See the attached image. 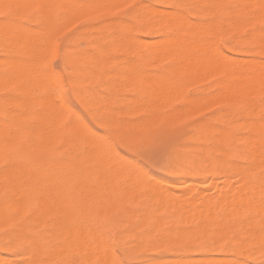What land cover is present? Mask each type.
<instances>
[{"label": "snow or ice", "instance_id": "1", "mask_svg": "<svg viewBox=\"0 0 264 264\" xmlns=\"http://www.w3.org/2000/svg\"><path fill=\"white\" fill-rule=\"evenodd\" d=\"M231 18L246 26H217ZM173 20L194 27L211 55L193 56L171 33L159 43L145 42ZM26 32L39 35L38 53L23 42ZM0 52L48 85L39 99L51 100L49 110L32 120L46 128L51 119L76 160L115 181L114 195L59 209L69 235L50 242L55 218L33 219L43 210L41 157H55L58 149L43 138L25 144L9 107L18 82L6 69L0 252L14 258L0 264H157L153 251H220L230 253L228 264H264V0H178L164 7L135 0H14L0 4ZM113 95L138 102L130 106V118L117 119L123 109L108 108ZM81 106L112 114L89 120ZM221 114L250 116V159L236 165L241 171L229 176L227 193L207 188L209 211L197 224L173 227L161 195L172 189L161 181L179 172L210 179L217 174L211 169H219L218 158L192 138L218 127ZM26 148L37 171L19 183L23 194L17 199L10 195L12 174Z\"/></svg>", "mask_w": 264, "mask_h": 264}, {"label": "rangeland", "instance_id": "2", "mask_svg": "<svg viewBox=\"0 0 264 264\" xmlns=\"http://www.w3.org/2000/svg\"><path fill=\"white\" fill-rule=\"evenodd\" d=\"M1 2H2V0H0ZM4 1V3L5 2H10V0H3ZM12 1V0H11ZM195 1V0H194ZM193 1V2H194ZM240 1V3H241V0H239ZM12 2H14V0L12 1ZM112 2H117V0H112ZM119 2H123V0H118V2L117 3H119ZM128 2H133V0H128ZM144 2L145 3H148V4H150V5H154V6H156V7H164V6H167V5H170V4H173V3H176V2H178V0H171V2H158L157 3V1L156 0H135V3H138V4H144ZM156 2V3H155ZM196 2V1H195ZM234 2H236V0L234 1ZM3 3V2H2ZM2 3H0V4H2ZM238 3V2H237ZM164 4V5H163ZM5 11H6V9H5ZM229 20H233V21H229ZM226 21L227 22H229V23H227V25L225 24L226 23ZM23 23H29L30 21L28 20V19H25L24 21H22ZM170 22H172V21H165L164 22V25H163V27L165 28L166 26H169V24H170ZM231 23V24H230ZM243 23H244V21L242 20V19H240V18H232V19H226V20H224L223 21V23L221 22H218V27H222V28H224L225 30H227V29H231V27L233 26V28L232 29H237V28H239L240 30H243V27L244 26H246V24H244L243 25ZM219 25H221V26H219ZM223 25V26H222ZM232 25V26H231ZM229 26H231L230 28H229ZM157 27H160L159 25L157 26ZM187 28H188V26H187ZM161 29H163V28H161ZM193 29H194V31H195V28L193 27ZM193 31V33H191L192 32V30H188V32L187 33H184V37H185V39H187V41L188 40H193V38H194V42H196V40L198 41V42H196V43H199L200 41H199V36L197 35L196 36V34H197V32L195 31L194 32ZM28 33V34H27ZM182 34L183 33V31L182 30H176L175 31V34L177 35V34ZM196 33V34H195ZM33 34V33H32ZM189 34V35H188ZM29 35H30V37H29ZM34 35H36V34H33L32 36V38H35V39H32L31 38V33L30 32H26L25 33V35H24V39L26 38L25 36H27V38L25 39V40H27V41H23L24 43H26V42H28L29 43V41L31 42V43H29L30 44V49H31V51H34V52H37L38 53V51H39V49L40 48H38L39 46H40V40H39V37H34ZM39 36V35H38ZM194 36V37H193ZM161 37H162V34H161V31L160 32H157L156 34H154V35H152V36H146V37H144V40L145 41H147L146 43H151V44H153V43H159V42H161ZM30 38H31V40H33V42L30 40ZM198 38V39H197ZM29 40V41H28ZM151 40V41H150ZM39 42V43H38ZM33 43V44H32ZM37 44H39V46L37 45ZM32 45V46H31ZM201 46L203 45V44H200ZM200 46V48L199 49H197V47H199V45L197 46V47H195V48H190L189 50H190V52H191V54L193 55L194 53H195V51L197 50V52H196V54H194V56H197V54H198V51L200 50V54H198V55H204L205 54V52H204V50H206V49H208V47H205V49H203V46L201 47ZM206 46V45H205ZM35 48V49H34ZM37 48H38V50H37ZM202 49V50H201ZM209 51V50H208ZM207 51V52H208ZM204 52V53H203ZM203 53V54H202ZM210 53V52H209ZM209 53H206L207 55H211V54H209ZM205 54V55H206ZM3 52H0V57H3ZM238 55H241V56H243V55H246V54H244V53H239ZM0 60L2 61L3 59L2 58H0ZM5 63L7 62L6 60L4 61ZM240 63H244V61H240ZM7 64V63H6ZM9 64H11L10 62H9ZM9 64H8V66H9ZM12 65H14V64H12ZM113 65H115V62H113ZM5 67H3V64H0V85H1V87H0V105H3V103H4V101L2 100L3 99V87H5V68L7 67L6 65H4ZM15 66V65H14ZM20 67V68H18V67ZM2 67V68H1ZM21 67H26V66H23V65H17L16 64V68H15V70L16 71H19V69H21ZM11 70H12V68H10ZM23 69V68H22ZM14 70V71H15ZM24 70H26L25 72H23V70H21L22 72H23V75H24V73H25V75L24 76H20V73H22L21 71L20 72H15L16 74H12V71H10V70H7L8 71V73H9V78L11 79V77L13 78V80H15V81H18V83H17V86L19 85V82H21L20 84L21 85H19V87H17L14 91H13V93H12V95H13V100H11L12 102H10V105H9V107H10V110L12 111V113L14 114V121H15V123L16 124H18V125H20V127H22L21 128V130L22 129H24V130H22V132H23V140H24V142H25V144H28V143H33V144H35V143H38L39 141H40V139L41 138H45L44 140H45V142L46 143H50L51 145H53V146H56L57 147V149H58V151H57V155L55 156V157H52V158H49L46 154L45 155H43L42 157H41V162H40V165H41V167L42 168H46L47 167V165L49 166V170H50V173H45V172H43V176H44V182L45 183H47V186H45V188H43L44 189V197L46 198V196H47V200L45 199V202L46 203H49V204H47V205H49V206H51L50 205V202L52 203V199H48V194L47 193H51V191H52V188H53V190H54V187L52 186V185H49L48 184V180H51V181H55V179H56V181H58V184L57 185H59L58 187H57V191H60V192H58L59 193V195H60V199L62 200H58L59 202L58 203H60V204H58L59 206H61V207H64V205L65 206H69V205H71V203L73 204V203H75V202H77L78 200H81V199H89V200H96V199H98L101 195H103V194H106L103 190L105 189V188H102V187H105V186H107L108 187V189H109V193L107 192V195H114V193L110 190V189H112L113 188V186H114V184H113V182L115 183V181L113 180L114 179V177H112L113 175L112 174H109V176L108 175H104L103 176V174H99V173H97L96 174V172L95 171H92V169H91V166H90V163L88 164V162H84V161H79V160H76V159H74L75 158V156L73 155V147H72V144H70V143H68V142H66V141H63L62 142V140H63V138L56 132V131H54L55 130V125L53 126V121L50 119L49 121H48V125H47V127L46 128H41V126H39V124H36L35 122H33V120H32V117L35 115V114H37L38 112H36V111H43V105H46L45 107H46V110H44V111H47V108H48V106H47V104H48V102L50 103V100L48 101V100H45L46 102H42V101H44V100H40L39 101V97L42 95V94H44L45 92L44 91H46V89H47V86L43 83V82H41V80L39 81H37V79L35 80L34 78H32V85H30V82H31V79H29V78H31V74H27L28 72H27V69L26 68H24ZM27 72V73H26ZM29 75H30V77H29ZM19 76H20V78H19ZM27 76V77H26ZM17 77V78H16ZM25 78V79H24ZM20 80V81H19ZM24 80V81H23ZM27 81V82H26ZM35 81H37L38 82V85H35V84H37V83H34ZM24 82H25V84H28V87L26 88L25 87V85H24ZM39 82L40 83H43L42 85L41 84H39ZM46 83V82H45ZM46 86V87H45ZM83 87H88V85L87 84H85V85H82ZM24 89H23V88ZM38 87H40V88H38ZM45 87V88H44ZM19 88V89H18ZM22 88V89H21ZM31 88V89H30ZM18 89V90H17ZM33 89V90H32ZM27 90V91H26ZM43 90V91H42ZM15 91H18V92H15ZM30 91V92H29ZM32 91L34 92L33 94H32ZM21 93V94H20ZM22 93H23V95H22ZM28 93V94H27ZM30 94V95H29ZM32 94V95H31ZM29 95V96H28ZM26 96V97H25ZM29 98H28V97ZM25 97V99H23V98ZM31 97H32V99H31ZM21 98V99H20ZM17 99V100H16ZM25 100H26V103H25V105H23L24 106V108H23V110L21 111V109H22V107L23 106H21L22 104H24L23 102H25ZM17 101V102H16ZM22 101V102H21ZM36 101V102H35ZM39 101V102H38ZM123 100H121L118 96H115V95H113V96H111L108 100H107V106H108V108H118V109H123V111H119V113H115V116H116V118L117 119H120V118H130L134 113H133V107H134V104L136 105L138 102L136 101V103H135V101H130V103L132 104V105H130V103L129 102H127L126 101V103H128V104H123L124 102H122ZM120 102H122V103H120ZM11 103H12V105H11ZM15 103V104H14ZM17 103V104H16ZM134 103V104H133ZM21 104V105H20ZM118 104V105H117ZM19 105V106H18ZM122 105V106H121ZM123 105H125V106H123ZM128 105V106H127ZM26 106H28V110H29V112L30 113H27L28 112V110L25 108ZM31 106V107H30ZM129 106H133V107H129ZM81 107H83V109H84V112L86 113V116H87V119H89V120H94L95 119V117H96V115H104V116H108V115H111L112 113L111 112H109V111H104V112H88L87 111V106H81ZM21 108V109H20ZM30 108V109H29ZM128 108H129V110H128ZM24 109H26L27 110V112H23V111H26V110H24ZM126 111V112H125ZM19 112H21V113H19ZM118 112V111H117ZM128 112V113H127ZM132 114H131V113ZM17 113V114H16ZM106 113H107V115H106ZM127 113V114H126ZM258 113H259V109H257V115H256V117L255 118H258ZM25 115V116H23V115ZM20 116V117H19ZM23 116V117H22ZM2 117V118H1ZM22 117V118H21ZM239 117H242V118H240L239 119ZM31 118V119H30ZM3 121V116L2 115H0V121ZM0 122L1 124H0V127L2 126V128L0 129V132H1V134H0V139L2 140V141H4V135H2V134H5V131H1V130H5V128H3V127H5V125H2L3 124V122ZM250 121V116L249 115H247V114H245V115H243V116H236V117H228V116H225V115H223V114H221L218 118H217V120H216V123L219 125L218 127H213V128H209V129H206V131L204 130V132H206V133H198L197 135H199L200 136V138H198L199 136H196V138L197 139H194V137L192 138L195 142H199L200 140L201 141H203V143H204V145H205V148H204V152H205V154H208V153H214L215 154V156L218 158V163H219V169L217 170V168L215 167V166H213L212 167V171L213 172H216L217 174L213 177V178H211V179H213L212 181H213V184H212V186L214 185V187H212V191L215 193V192H221V188L219 187V186H221V184H219V181H221V182H223V181H225V180H227L226 179V176H224V174H223V172H225V171H229V176H231L232 175V173L233 172H235L236 171V169H234V167H233V164H235V162H236V164L234 165L235 167H236V165H238L239 163L240 164H242V163H244V161L245 160H248L249 159V157H250V153H251V148H250V146H249V148H248V145L247 146H245L246 145V142H245V140H247L248 141V143L247 144H250V141H251V136L249 135V132L250 131H248V130H250V128H253V125H251V123L249 122ZM227 122V123H226ZM243 122V123H242ZM33 123V124H32ZM223 123H224V125H223ZM237 123V124H236ZM241 124V125H240ZM245 126V129H244V127H243V125ZM246 124H248V125H246ZM22 125V126H21ZM30 125V126H29ZM32 125H36L37 126V129H36V126H33V128H32ZM24 126H26V127H24ZM39 126V127H38ZM54 128H53V127ZM248 126H250V127H248ZM29 127V128H28ZM246 127H248V128H246ZM27 129V130H26ZM219 129H220V132H219ZM29 130V131H28ZM38 130H41V131H38ZM47 130V131H46ZM50 130H52V131H50ZM216 130L218 131V133H216ZM25 131L27 132V133H25ZM248 131V132H247ZM4 132V133H3ZM30 132H31V134H34L33 135V137L34 138H30V136H32L31 134H30ZM34 132V133H33ZM36 132V133H35ZM38 132V133H37ZM40 132V133H39ZM52 132V133H51ZM56 134H55V133ZM247 133H248V136H250V137H248L247 136ZM29 134H30V136H29ZM50 134V135H49ZM52 134V135H51ZM220 134H222V135H220ZM41 135V136H40ZM39 136V137H38ZM43 136H45V137H43ZM49 136V137H48ZM55 136V137H54ZM218 136V137H217ZM27 137V138H26ZM41 137V138H40ZM209 137V138H208ZM219 138V139H216V138ZM38 138H40V139H38ZM55 138V139H54ZM59 138V139H58ZM62 138V139H61ZM206 138H208V139H206ZM235 138V139H234ZM49 139V140H48ZM53 141H52V140ZM234 139V140H233ZM241 139V140H240ZM243 139H245V140H243ZM249 139H250V141H249ZM49 142H48V141ZM219 140H220V142H219ZM67 144H66V143ZM54 143H55V145H54ZM63 143H65L64 145H63ZM213 143V144H212ZM251 145V144H250ZM213 149H214V151H213ZM218 149L220 150V151H218ZM247 149V150H246ZM216 150V151H215ZM226 150V151H225ZM250 150V151H249ZM212 151V152H211ZM224 153H226V154H224ZM216 152V153H215ZM220 152H222L224 155H226V157L225 158H223V155H221L220 154ZM71 154V155H70ZM31 155H32V152H31V149H28V148H26L25 149V151L22 153V159H23V164H22V166L23 167H25L26 169H33V167H30V166H28L29 165V160H30V158H31ZM241 155V156H240ZM247 157H248V159H247ZM221 158V159H220ZM242 158V159H241ZM193 159H196V157H193ZM225 159V160H224ZM47 160V161H46ZM72 160V161H71ZM219 160L221 161V162H219ZM71 161V162H70ZM51 162V163H50ZM75 162L78 164H76V166H74L75 165ZM48 163V164H47ZM60 163V164H59ZM221 163H222V165H221ZM224 163H226L225 165H223ZM230 163H232L231 165L232 166H230ZM55 164V165H54ZM70 164V165H69ZM26 165V166H25ZM51 165V166H50ZM53 165H54V168H53ZM56 165H58V166H56ZM81 166V167H80ZM90 168H89V167ZM29 167V168H28ZM67 167V168H66ZM229 167H233L232 169H230ZM51 168H53V169H51ZM71 170H70V169ZM86 168V169H85ZM87 168H89V169H87ZM58 169L60 170V171H58ZM62 169H63V173H61L62 172ZM237 169H239L238 167H237ZM64 170H66V171H64ZM73 170H75V171H73ZM78 170V171H77ZM231 170H233V172L231 173ZM240 170V169H239ZM238 170V171H239ZM77 171V172H76ZM94 173L93 175H92V172ZM241 171V170H240ZM54 172H56L57 173V178H56V173H54ZM71 174H70V173ZM75 172V173H74ZM87 174H86V173ZM52 173V174H51ZM59 173V174H58ZM60 173H61V176H60ZM66 175H65V174ZM69 173V174H68ZM45 174H46V177H45ZM49 174V175H48ZM51 174V175H50ZM73 174V175H72ZM76 174V175H75ZM55 175V176H54ZM70 175V176H69ZM84 175V176H83ZM97 175V176H96ZM102 175V176H101ZM47 176H49V177H47ZM52 178H51V177ZM60 176V177H59ZM63 176V177H62ZM72 176H74V177H72ZM76 176V177H75ZM82 176V177H81ZM112 178H111V177ZM199 176V177H198ZM84 178L83 180L82 179H79V178ZM90 177V178H89ZM94 177V178H93ZM101 177H103V178H101ZM208 176L207 175H189V174H186V173H184V172H179L178 173V175H172V174H169L168 175V179L167 180H162L161 182H162V184H164V186L167 188V187H169V186H171V189H172V193L174 194L175 192H176V190L178 189V188H180V187H182L183 185V190L184 189H187V188H185L188 184H187V182L188 181H190V182H192L193 183V188L195 187L196 189H198L199 187V185H203V188L202 189H204L206 186L203 184V183H205V180L206 181H208L207 179H209V177L207 178ZM223 177V178H222ZM50 178V179H49ZM55 178V179H54ZM59 178H60V181H59ZM65 178V179H64ZM69 178V180H67ZM73 178H76V179H78V180H76V179H74L73 180ZM110 178V179H109ZM205 178V180H203ZM218 178V179H217ZM227 178H229V177H227ZM71 179V180H70ZM88 179V180H87ZM100 179H104V180H102L103 182L105 181V183H103ZM109 179V180H108ZM211 179H209V180H211ZM215 179V180H214ZM219 180V181H217V180ZM47 180V181H46ZM61 180H65V183H64V181H61ZM85 180V181H84ZM111 180V181H110ZM75 183H74V182ZM80 183H79V182ZM97 181H99V182H97ZM187 181V182H186ZM200 181V182H199ZM202 181H204V182H202ZM214 181H217V184H216V182H214ZM229 181V180H228ZM231 182V184H232V180H230ZM60 182V183H59ZM63 184H65L64 186L63 185H61L62 183ZM70 182V183H69ZM73 182V183H72ZM83 182V183H82ZM107 182V183H106ZM109 182H111L110 184H109ZM164 182H166V184H168V185H166ZM168 182V183H167ZM170 182V183H169ZM173 182H175V186H174V183ZM180 182H183V183H180ZM186 182V183H185ZM197 182V183H196ZM202 182V183H201ZM209 182V181H208ZM208 182L206 183L207 184V187L209 186V184H210V182H209V184H208ZM82 183V184H81ZM102 183V184H101ZM180 183V184H179ZM185 183V184H184ZM189 183V182H188ZM194 183H196L195 185H194ZM215 183V184H214ZM66 184H67V186H66ZM80 184V185H79ZM105 184V186H102V185H104ZM171 184V185H170ZM177 184L180 186H177ZM181 184H183L182 186H181ZM187 184V185H186ZM189 184H191V183H189ZM211 184H210V186H211ZM51 186V188L49 187V186ZM70 185V186H69ZM101 185V186H100ZM109 185H110V187H109ZM186 185V186H185ZM63 186V187H62ZM77 186V187H76ZM80 186V187H79ZM49 189H48V188ZM63 189H62V188ZM67 187V188H66ZM174 187L175 188H177V189H175L174 190ZM188 187V186H187ZM206 187V188H207ZM89 188V189H88ZM170 188V187H169ZM190 188H191V186H190ZM51 189V190H50ZM67 189V190H66ZM75 189V190H74ZM78 189V190H77ZM96 189V190H95ZM103 189V190H102ZM192 189V188H191ZM196 189H194V191L193 190H190V191H192V192H190V193H193V194H190L189 193V196L190 195H192V196H194V193H195V198H196V192H198L199 190H196ZM48 191V192H46V191ZM74 190V191H73ZM174 190V191H173ZM195 190H196V192H195ZM220 190V191H219ZM73 193H72V192ZM182 191V190H181ZM188 191H189V187H188ZM188 191H187V193H186V191H182L183 193H186V196L188 195ZM202 191H204V193L203 194H205V196L207 197V195H206V193H207V191L204 189V190H202ZM206 191V192H205ZM97 192V193H96ZM101 192H103V193H101ZM223 192V191H222ZM67 193V194H66ZM71 193V194H70ZM170 192H167V193H165L166 195H168ZM181 192H179V194H180ZM183 193H181V195H182V197H184L185 195L183 194ZM202 193V192H201ZM224 193V192H223ZM85 194V195H84ZM90 194V195H89ZM172 194V195H173ZM199 193H197V195H198ZM208 194V193H207ZM62 195L65 197V198H63L62 197ZM92 195V196H91ZM166 195H165V200H167L168 199V197H169V195L166 197ZM172 195H171V197H172ZM178 195V194H177ZM209 195V194H208ZM70 196V197H69ZM200 196V194L198 195V197ZM175 197H179V199H180V197L181 196H175ZM202 197L204 198V195H202ZM72 198V199H71ZM93 198V199H92ZM170 198V197H169ZM190 198H192L193 199V197H187V200H186V197H184V198H181L180 200L181 201H183L185 204V208H186V205L188 204V205H191V202H194L193 200H195V199H193V200H191ZM64 199V200H63ZM177 199V198H176ZM191 200V202H189V200ZM198 199V198H197ZM200 199V201L198 200L197 202H201V200H202V198L200 197L199 198ZM50 200V201H49ZM66 200V201H65ZM73 202H72V201ZM169 200H171V198L169 199ZM168 200V201H169ZM173 200H174V198H173ZM178 200V199H177ZM177 200H176V203L175 202H173V203H175V204H173L174 205V210H175V212H178V213H181L180 211L182 210V209H184V208H182L181 210L179 209L180 208V205H178L179 207H178V209L177 208H175V206H177ZM207 200H208V197H207ZM206 200V201H207ZM168 201H165V204H166V202H167V204L169 205V203H168ZM189 203H188V202ZM206 201L204 202L205 203V208L206 207H209V204H208V202L206 203ZM55 202V200L53 201V203L52 204H55L54 203ZM180 203V202H179ZM195 203H196V201H195ZM204 203H200L201 204V206H202V204L204 205ZM63 204V205H62ZM172 203H170V205L168 206V205H166V206H168V207H170V210H171V212H173V215L171 216V219L168 221V223L171 225V226H173V227H177V226H190V225H195V224H197L201 219H202V217L203 216H206L207 215V213H208V211H207V213H206V215H204L202 212L201 213H199V212H194L195 213V215H197V216H194V214H193V217L195 218V217H198V215L201 217L200 219H199V217L197 218L198 220H197V223H196V221H195V219L194 218H192V217H190L189 219L187 218L186 219V217H185V213L187 212H185V213H181V215L180 214H177V213H175L174 212V210L173 209H171L173 206L171 205ZM194 205V204H193ZM53 206V205H52ZM183 206V205H182ZM181 206V207H182ZM199 206V205H198ZM197 205L196 206H194V209L197 207V209H199V207H198ZM200 206V207H201ZM61 207H60V209H61ZM191 207H192V205H191ZM190 207V208H191ZM204 208V207H203ZM204 208V209H205ZM189 208H187V210H188ZM203 209V210H204ZM199 210H202V208H200ZM183 211H185V210H183ZM189 211V210H188ZM47 213V212H46ZM188 214L190 213V212H187ZM51 214H52V216H51ZM49 216L50 217H53V215H54V217H55V221H54V224L52 223V225H51V227L53 226V225H55V226H53L52 228V230H54V228H57V225H59V224H61V225H59L58 227L59 228H61L62 226H64L65 227V229H67L66 228V226H65V224H64V221H63V219H62V217L60 218V213H51ZM175 214L177 215L176 217H175ZM202 214V215H201ZM180 215V216H179ZM182 215H183V217L185 218L184 220H182ZM188 216V215H187ZM57 217V218H56ZM189 217V216H188ZM61 220V221H59V220ZM187 220H188V222H187ZM189 220H191V222L189 221ZM192 221H195V222H192ZM57 222H58V224H57ZM181 222H182V225H181ZM133 223H135V218H133ZM172 223V224H171ZM174 223V224H173ZM57 224V225H56ZM64 227L62 228V231L60 230H58L60 233L59 234H63V235H65L64 233H65V229H64ZM83 228H84V226H82ZM82 227H81V231L83 230L82 229ZM87 227V226H86ZM85 227V228H86ZM84 228V230L82 231V232H84V233H86V229ZM88 228V227H87ZM58 229V228H57ZM56 230V229H55ZM62 232V233H61ZM94 233V232H93ZM95 234V233H94ZM62 235V237H61V235H60V238H59V240L60 241H62V240H64V237L65 236H63ZM58 236V235H57ZM59 237V236H58ZM4 243H5V239H4V237L3 236H0V248H2L3 247V245H4ZM171 253V254H170ZM219 253V254H218ZM152 256L157 260V262L158 263H161V261L165 258V257H167V256H169V255H173V260H174V262L173 263H171V264H174L175 262L178 264L179 262V260L180 259H185L184 260V264H186V262H190L191 264H203L202 262H201V258L202 259H205V262H204V260H202L203 262H204V264H212V263H214V264H226V263H224V261H221L220 260V258H222V260L223 259H225V260H227L228 259V257L230 258V253H225V252H220V251H191V252H155V251H153L152 253ZM0 255H2V256H5V257H9L11 254H5V253H2V252H0ZM194 258V262H192L193 259ZM200 258V262L199 261H197L198 259ZM209 258L211 259V258H217V260H215L217 263H215L214 261H212L213 259H211V261L209 260ZM177 259H178V261H177ZM206 259L208 260V261H210V262H208L207 261V263H206ZM188 260V261H187ZM192 260V261H191ZM180 261V262H181ZM186 261V262H185ZM227 263H228V261H226ZM157 263V264H158ZM183 263H179V264H183Z\"/></svg>", "mask_w": 264, "mask_h": 264}, {"label": "bare ground", "instance_id": "3", "mask_svg": "<svg viewBox=\"0 0 264 264\" xmlns=\"http://www.w3.org/2000/svg\"><path fill=\"white\" fill-rule=\"evenodd\" d=\"M5 1H6V0H5ZM12 1H13V0H12ZM12 1L10 0V2H12ZM130 1H131V0H130ZM149 1H150V0H149ZM156 1H157V3H158V2H159V3H160V2H167V3H168V2H171V0H156ZM193 1H194V0H193ZM195 1L197 2V0H195ZM195 1H194V2H195ZM234 1H235V0H234ZM2 2L4 3L3 0H2ZM2 2L0 1V3H2ZM117 2H118V0H117ZM236 2L240 3L239 0H236ZM249 2H251V0H241V3H249ZM5 3H6V2H5ZM144 3H145V2H144ZM155 3H156V2H155ZM159 3H158V4H159ZM163 5H164V4H163ZM231 19H232V18H231ZM23 21H24V20H23ZM229 21L231 22V21H233V20H229ZM220 23H221V22H220ZM222 23H223V21H222ZM227 23H229V22L226 21L225 24L227 25ZM230 24H231V23H230ZM244 24H245V22L243 23V25H244ZM219 26H221V25H219ZM222 26H223V25H222ZM231 26H232V25H231ZM231 26H229V28H230ZM162 28H163V29H161V34H162V35H164V34H168V33L174 34V35L176 36V38H177V40H176L177 44H180V45H187V46L189 47V49H190V48L193 49V48L197 47L198 45H199V47H197V49H199L200 46H201L200 44H202V43H200V42H199V43H196V42H198L197 40H196V42H194V38H193V40H191V41H190V40L187 41V39H185V37H184V33H187V32H188L187 25H183V24H181V23L178 22V21L173 20L172 22H170L169 26H166L165 28L162 27ZM232 28H233V26L231 27V29H232ZM178 29H179V30H182L183 33H182V34H179V33H178V34L176 35V34H175V31L178 30ZM223 29H224V28H223ZM193 31H194V29H192V32H191V33H193ZM194 32H195V31H194ZM188 33H189V32H188ZM27 34H28V33H27ZM193 34H194V33H193ZM195 34H196V33H195ZM32 35H33V34L31 33V38L33 37ZM36 35H37V36H36ZM36 35H34V37H35V36H36V37H39L38 34H36ZM188 35H189V34H188ZM197 35H198V34H196V36H197ZM25 37L27 38V36H25ZM29 37H30V35H29ZM193 37H194V36H193ZM26 38H25V39H26ZM31 38H30V40H31ZM25 39H24V40H25ZM32 39H35V38H32ZM197 39H198V38H197ZM25 41H27V40H25ZM28 41H29V40H28ZM31 41L33 42V40H31ZM150 41H151V40H150ZM145 42H147V41H145ZM26 43L29 44V43H31V42L29 41V43H28V42H26ZM38 43H39V42H38ZM32 44H33V43H32ZM147 44H149V43H147ZM150 44H151V43H150ZM29 45H30V44H29ZM37 45L39 46V44H37ZM203 45H204V44H203ZM203 45H202V46H203ZM31 46H32V45H31ZM202 46H201V47H202ZM205 47H207V46L204 45V46H203V49H205ZM38 48H40V46H39ZM38 48H37V50H38ZM34 49H35V48H34ZM201 50H202V49H201ZM208 50H209V49L204 50V52L206 51L205 54L210 52V50H209V51H208ZM207 51H208V52H207ZM33 52H34V51H33ZM38 52H39V51H38ZM196 52H197V50L195 51L194 54H196ZM199 52H200V50L198 51V54L201 53V52H200V53H199ZM204 52H203V53H204ZM36 53H37V52H36ZM203 53H202V54H203ZM194 54H193V56H194ZM198 54H197V55H198ZM205 54H204V55H205ZM209 54H211V52H210ZM206 55H207V54H206ZM4 61H5L4 59H3L2 61L0 60V64H3V67H5L4 65H6L7 67L5 68V70L7 69V70L12 71V74H13V73L16 74L15 72H20L21 70H23V72H25L26 70H24V68L27 69V67H21V69H19V71H16V70H15V68H16V64H15V63L10 62L11 64H9V61H7V62H6L7 64H6ZM8 64H9V66H8ZM12 64H14L15 66L12 65ZM20 66H21V65H20ZM23 66H24V65H23ZM14 67H15V68H14ZM17 67H18V66H17ZM1 68H2V67H1ZM10 68H12V70H11ZM18 68H20V67H18ZM22 68H23V69H22ZM14 70H15V71H14ZM21 72H22V71H21ZM23 72L20 73V76H21V77L25 75V73H24V75H23ZM27 72H28V70H27ZM27 72H26V73H27ZM14 74H13V75H14ZM27 74H30V73L28 72ZM16 75H17V74H16ZM17 76H18V75H17ZM20 76H19V78H20ZM26 77H27V76H26ZM29 77H30V75H29ZM16 78H17V77H16ZM32 78H33L32 76H31V78H29V79H31L30 85H32V84H31V83H32ZM11 79L13 80L12 77H11ZM24 79H25V78H24ZM15 80H16V79H15ZM35 80H36V79H35ZM4 81H5V80H4ZM19 81H20V80H19ZM23 81H24V80H23ZM37 81H38V80H37ZM37 81L34 82V83H37V84H35V85H38V82H37ZM39 81H40V80H39ZM17 82H18V81H17ZM26 82H27V81H26ZM41 82H43V81H41ZM20 83H21V82H19V85H21ZM43 83L47 86V83H45V81H44ZM43 83H40V82H39V84H41V85H42ZM0 84H1V83H0ZM28 84H29V83H28ZM28 84H25V82H24V85H25L26 88L28 87ZM19 85H18L17 87H19ZM46 86H45V87H46ZM0 87H1V85H0ZM45 87H44V88H45ZM47 87H48V86H47ZM3 88H4V87H3ZM22 88H23V87H22ZM22 88H21V89H22ZM38 88H40V87H38ZM18 89H19V88H18ZM18 89H17V90H18ZM23 89H24V88H23ZM30 89H31V88H30ZM3 90H4V89H3ZM32 90H33V89H32ZM26 91H27V90H26ZM42 91H43V90H42ZM15 92H18V91H15ZM29 92H30V91H29ZM44 92H45V91H44ZM33 93H34V92L32 91V94H33ZM20 94H21V93H20ZM27 94H28V93H27ZM32 94H31V95H32ZM22 95H23V93H22ZM29 95H30V94H29ZM29 95H28V96H29ZM28 96H27V97H28ZM25 97H26V96H25ZM25 97H24V98L22 97V98L25 99ZM28 98H29V97H28ZM20 99H21V98H20ZM31 99H32V97H31ZM2 100H3V99H2ZM12 100H13V99H12ZM16 100H17V99H16ZM3 101H4V100H3ZM13 101H14V100H13ZM39 101H40V99H39ZM39 101H38V102H39ZM48 101H49V100H48ZM11 102H12V101H11ZM16 102H17V101H16ZM21 102H22V101H21ZM35 102H36V101H35ZM42 102H46V101L44 100V101H42ZM122 102H124L123 104H128V103H126V101H122ZM122 102H120V103H122ZM127 102L130 103V101H127ZM23 103H24V104H22V105L20 104V105H21V106L25 105L26 100H25V102H23ZM135 103H136V101H135ZM14 104H15V103H14ZM16 104H17V103H16ZM50 104H51V100H50V103L48 102L47 106H48V105L50 106ZM133 104H134V103H133ZM11 105H12V103H11ZM117 105H118V104H117ZM130 105H132V104L130 103ZM18 106H19V105H18ZM45 106H46V105H43V108H44L43 111L46 110V107H45ZM49 106H48L47 110H49ZM121 106H122V105H121ZM123 106H125V105H123ZM127 106H128V105H127ZM134 106H135V104H134ZM30 107H31V106H30ZM129 107H130V106H129ZM23 108H24V106L22 107V109L20 108L21 111L23 110ZM25 108L27 109L28 106H26ZM26 109H24V110H26ZM29 109H30V108H29ZM27 110H28V109H27ZM27 110H26V111H23V112H27ZM128 110H129V108H128ZM36 112H39V111H36ZM125 112H126V111H125ZM19 113H21V112H19ZM27 113H30L29 110H28ZM116 113H119V111L116 112ZM127 113H128V112H127ZM127 113H126V114H127ZM130 113H131V112H130ZM16 114H17V113H16ZM131 114H132V113H131ZM22 115H23V114H22ZM106 115H107V113H106ZM23 116H25V115H23ZM23 116H22V117H23ZM19 117H20V116H19ZM22 117H21V118H22ZM25 117H26V116H25ZM1 118H2V117H1ZM240 118H242V117H239V119H240ZM30 119H31V118H30ZM1 121H2V120H1ZM1 121H0V122H1ZM2 122H3V121H2ZM33 122H34V121H33ZM52 123H53V122H52ZM217 123H218V122H217ZM242 123H243V122H242ZM0 124H1V123H0ZM32 124H33V123H32ZM236 124H237V123H236ZM2 125H4V122H3ZM47 125H48V124H47ZM223 125H224V123H223ZM240 125H241V124H240ZM242 125H243V124H242ZM244 125H245V124H244ZM244 125H243V127H244V129H245V126H244ZM246 125H248V124H246ZM251 125H252V124H251ZM21 126H22V125H21ZM29 126H30V125H29ZM33 126H36V125H32V128H33ZM39 126H40V125H39ZM39 126H38V127H39ZM53 126H54V123H53ZM53 126H52V127H53ZM24 127H26V126H24ZM248 127H250V126H248ZM248 127H246V128H248ZM1 128H2V126L0 127V129H1ZM3 128H5V127H3ZM21 128H22V127H21ZM28 128H29V127H28ZM53 128H54V127H53ZM36 129H37V126H36ZM42 129H43V128H42ZM208 129H209V128H208ZM250 129H252V128H250ZM22 130H24V129H22ZM26 130H27V129H26ZM1 131H5V130L3 129V130H1ZM28 131H29V130H28ZM38 131H41V130H38ZM46 131H47V130H46ZM50 131H52V130H50ZM54 131H55V130H54ZM205 131H206V130H205ZM248 131H250V130H248ZM248 131H247V132H248ZM52 132H53V131H52ZM52 132H51V133H52ZM219 132H220V129H219ZM3 133H4V132H3ZM25 133H27V132L25 131ZM33 133H34V132H33ZM35 133H36V132H35ZM37 133H38V132H37ZM39 133H40V132H39ZM54 133H55V132H54ZM204 133H206V132H204ZM216 133H218L217 130H216ZM0 134H1V132H0ZM30 134H31V132H30ZM30 134H29V136H30ZM55 134H56V133H55ZM206 134H207V133H206ZM2 135H4V134H2ZM23 135H24V134H23ZM31 135H32V136H30V138H31V137H32V138L35 137V136L33 137L34 134H31ZM49 135H50V134H49ZM51 135H52V134H51ZM220 135H222V134H220ZM40 136H41V135H40ZM197 136H199V135H197ZM247 136H248V133H247ZM38 137H39V136H38ZM43 137H45V136H43ZM48 137H49V136H48ZM54 137H55V136H54ZM217 137H218V136H217ZM248 137H250V136H248ZM26 138H27V137H26ZM40 138H41V137H40ZM40 138H38V139H40ZM198 138H200V136H199ZM208 138H209V137H208ZM208 138H206V139H208ZM215 138H216V137H215ZM44 139H45V138H44ZM54 139H55V138H54ZM58 139H59V138H58ZM61 139H62V138H61ZM194 139H197V138L194 137ZM216 139H219V138H216ZM234 139H235V138H234ZM234 139H233V140H234ZM48 140H49V139H48ZM48 140H47V141H48ZM51 140H52V139H51ZM240 140H241V139H240ZM243 140H245V139H243ZM52 141H53V140H52ZM63 141H64V140H62V142H63ZM200 141H201V140H200ZM200 141H199V142H200ZM249 141H250V139H249ZM48 142H49V141H48ZM219 142H220V140H219ZM245 142H246V145H245V146L248 145V148H249V146H250V144H251V142H252V138H251L250 144H247V143H248L247 140H245ZM65 143H66V142H65ZM65 143H63V145H64ZM66 144H67V143H66ZM66 144H65V145H66ZM212 144H213V143H212ZM54 145H55V143H54ZM65 145H64V146H65ZM72 147H73V146H72ZM2 148H3V141L0 139V150H2ZM246 150H247V149H246ZM73 151H74V149H73ZM213 151H214V149H213ZM215 151H216V150H215ZM218 151H220V150L218 149ZM225 151H226V150H225ZM249 151H250V150H249ZM211 152H212V151H211ZM222 152H223V151H222ZM222 152H220V154L223 155V158H225L227 154L223 152L224 154H226V155H224ZM215 153H216V152H215ZM70 155H71V154H70ZM240 156H241V155H240ZM194 157H195V156H194ZM74 159H75V158H74ZM220 159H221V158H220ZM241 159H242V158H241ZM247 159H248V157H247ZM249 159H250V157H249ZM22 160H23V159H22ZM224 160H225V159H224ZM46 161H47V160H46ZM71 161H72V160H71ZM71 161H70V162H71ZM221 161H222V160H221ZM221 161L219 160V162H221ZM23 162H24V161H23ZM40 162H41V161H40ZM217 162H218V161H217ZM50 163H51V162H50ZM47 164H48V163H47ZM59 164H60V163H59ZM76 164H77V163L75 162V165H74V166H76ZM88 164H89V163H88ZM218 164H219V163H218ZM225 164H226V163H224L223 165H225ZM231 164H232V163H230V166H232ZM235 164H236V162H235ZM235 164H233V167H234V169H236V171H238L239 169H237V167L234 166ZM239 164H240V163H239ZM48 165H49V164H48ZM48 165H47V167H46L45 169L41 167V168L43 169V172H45V173H50V170H49V166H48ZM54 165H55V164H54ZM54 165H53V168H54ZM69 165H70V164H69ZM77 165H78V164H77ZM221 165H222V163H221ZM25 166H26V165H25ZM28 166H29V165H28ZM50 166H51V165H50ZM56 166H58V165H56ZM80 167H81V166H80ZM88 167H89V166H88ZM233 167H232V168H233ZM28 168H29V167H28ZM53 168H51V169H53ZM66 168H67V167H66ZM89 168H90V167H89ZM89 168H87V169H89ZM229 168L232 169L231 167H229ZM54 169H55V168H54ZM69 169H70V168H69ZM85 169H86V168H85ZM70 170H71V169H70ZM240 170H241V169H240ZM240 170H239V171H240ZM36 171H37V169H35V168H33V169H26V168L23 167V166H21V167L17 168L16 170H14V172H13V174H12V175H13V184H14V187H13L12 192L10 193V195H13L15 198L19 199V198L22 196V194H23L22 191H21V189H20V187H19V183L22 182L24 179H26L28 176H30V175H34V174L36 173ZM58 171H60V170L58 169ZM64 171H66V170H64ZM73 171H75V170H73ZM77 171H78V170H77ZM77 171H76V172H77ZM92 171H93V170H92ZM92 171H91V172H92ZM232 172H233V170H231V173H232ZM54 173H56V172H54ZM61 173H63V169H62V172H61ZM61 173H60V176H61ZM69 173H70V172H69ZM69 173H68V174H69ZM74 173H75V172H74ZM85 173H86V172H85ZM51 174H52V173H51ZM51 174H50V175H51ZM58 174H59V173H58ZM64 174H65V173H64ZM70 174H71V173H70ZM86 174H87V173H86ZM93 174H94V173L92 172V175H93ZM96 174H97V173H96ZM223 174H224V176H226V179H227V180H225V181H223V182L217 180L218 178H217L216 180L219 181V184H221V186H219V187L221 188V192L223 191L224 193H227V192L230 190V188H231V183H230L231 181H230L229 178H227V177H229V171H225V172H223ZM48 175H49V174H48ZM65 175H66V174H65ZM72 175H73V174H72ZM75 175H76V174H75ZM175 175H178V173H176ZM54 176H55V175H54ZM60 176H59V177H60ZM69 176H70V175H69ZM83 176H84V175H83ZM96 176H97V175H96ZM101 176H102V175H101ZM103 176H104V175H103ZM105 176H106V175H105ZM105 176H104V177H105ZM108 176H109V175H108ZM45 177H46V174H45ZM47 177H49V176H47ZM50 177H51V176H50ZM57 177H58V176H57V173H56V178H57ZM62 177H63V176H62ZM72 177H74V176H72ZM75 177H76V176H75ZM81 177H82V176H81ZM81 177H80L79 179H82ZM110 177H111V176H110ZM112 177H113V176H112ZM112 177H111V178H112ZM198 177H199V176H198ZM51 178H52V177H51ZM89 178H90V177H89ZM93 178H94V177H93ZM101 178H103V177H101ZM105 178H106V177H105ZM207 178H208V177H207ZM222 178H223V177H222ZM49 179H50V178H49ZM54 179H55V178H54ZM64 179H65V178H64ZM74 179H76V178H73V180H74ZM83 179H84V178H83ZM83 179H82V180H83ZM109 179H110V178H109ZM109 179H108V180H109ZM209 179H210V178H209ZM209 179H207V180L210 182V184H211V183L213 184V181H212L213 179H211V180H209ZM2 180H3V174L0 173V182H2ZM67 180H69V178H68ZM70 180H71V179H70ZM76 180H78V179H76ZM87 180H88V179H87ZM100 180L102 181V180H104V179H100ZM113 180H114V179H113ZM203 180H205V178H204ZM214 180H215V179H214ZM228 180H229V181H228ZM46 181H47V180H46ZM48 181H49L48 184H49V185H52V186L54 187V190H53V188H52L51 193H50V192L47 193V194H48V199H52V203H53V201L55 200V202H54L55 204H52V203L50 202V205H51V206L47 205V204H49V203H46V202H45V199L47 198V196H46V198L44 197V200L42 201V209H43V210H42L41 213H38L36 217H34V219H33V224H36V223L40 222L41 220L47 219L48 217H50L49 215H50L51 213H59V209H60L61 206L58 205V204H60V203H58V202H59L58 200H61V199H60V195H59V193H58V192H60V191H57V187L59 186V185H57V184H58V181H56V179H55V181H51V180H48ZM59 181H60V178H59ZM61 181H64V183H65V180H61ZM84 181H85V180H84ZM110 181H111V180H110ZM205 181H206V180H205ZM208 181H207V182H208ZM217 181H214V182H216V184H217ZM73 182H74V181H73ZM73 182H72V183H73ZM78 182H79V181H78ZM97 182H99V181H97ZM102 182H103V181H102ZM186 182H187V181H186ZM186 182H185V183H186ZM188 182L191 183V184H189ZM188 182H187L188 185H187V184H186V185L189 187V191H188V187H187V186L185 187V188H187V189H184V190H183V188H184L183 186H184V185L181 184V186H182V185H183V186L180 187V186L177 184V186H179L180 188L177 189V188L174 187V190L177 189L176 192L173 194L172 191H171V192L169 193L170 195L168 194L169 197L171 198V200H169V199H170L169 197H168L167 200H165V199H166V198H165V195H166V194H165V193H162L161 195L164 197V202L169 200L168 203H169V202L172 203L171 205H172L173 207H172L171 209L174 210V205H173V204H175V203H176V200L178 199V200H177V206H175V208L178 209V207H179L178 205H180V208H179L180 210H181L182 208H184V209H182V210L180 211L182 214L185 213L186 211H187V212H190L189 214H188L187 212L185 213V217H186V219H187V218L189 219L190 217L194 218V217H193V214H194V216H197V215H195V213H194L195 211H196V212H199V211H200L199 213H201V212L203 211L202 213H203L204 215H206L207 211H209V207H206V208H205L206 205H205L204 202L207 200L208 194L206 193V195H207V197H206L205 194H203L204 191H202V190H204V189L207 190V188L210 187L209 182H208V184H209L208 187H207V184H206V183H203V184L207 187V188L205 187L204 189H202V188H203V185H202V184L199 185L200 183L198 184L199 186L196 184L197 182L194 183V185L196 184V185L199 187L198 189H196V188H195L196 186L193 188V186H192L193 183H192V182H190V181H188ZM199 182H200V181H199ZM202 182H204V181H202ZM202 182H201V183H202ZM59 183H60V182H59ZM61 183H62V182H61ZM69 183H70V182H69ZM74 183H75V182H74ZM79 183H80V182H79ZM82 183H83V182H82ZM82 183H81V184H82ZM103 183H105V181H104ZM106 183H107V182H106ZM110 183H111V182H109V184H110ZM161 183H162V182H161ZM164 183L166 184V182H164ZM167 183H168V182H167ZM169 183H170V182H169ZM173 183H174V186H175V182H173ZM180 183H183V182H180ZM180 183H179V184H180ZM185 183H184V184H185ZM101 184H102V183H101ZM113 184H114V182H113ZM212 184H211V186H212ZM214 184H215V183H214ZM49 185H48V186H49ZM61 185L64 186L65 184L62 183ZM79 185H80V184H79ZM110 185H111V184H110ZM110 185H109V187H110ZM166 185H168V184H166ZM170 185H171V184H170ZM45 186H47V183L44 182V184H43L42 187L45 188ZM63 186H62V187H63ZM66 186H67V184H66ZM69 186H70V185H69ZM100 186H101V185H100ZM102 186H105V184L102 185ZM171 186H172V185H171ZM171 186H169V187L171 188ZM190 186H191L192 189L190 188ZM49 187L51 188V186H49ZM62 187H61V188H62ZM76 187H77V186H76ZM79 187H80V186H79ZM169 187H167V188H169ZM47 188H48V187H47ZM66 188H67V187H66ZM102 188H105V187H102ZM48 189H49V188H48ZM62 189H63V188H62ZM88 189H89V188H88ZM194 189L199 190L198 192H196V190H195V192H196V198L194 197V196H195V193H194V196H192V195L189 196V193L192 192V191H190V190H193V191H194ZM50 190H51V189H50ZM66 190H67V189H66ZM74 190H75V189H74ZM74 190H73V191H74ZM77 190H78V189H77ZM95 190H96V189H95ZM102 190H103V189H102ZM110 190H111V189H110ZM174 190H173V191H174ZM181 190H182V191H186V193H187V191H188V195L186 196V193H183ZM43 191H44V189H43ZM45 191H46V190H45ZM219 191H220V190H219ZM46 192H48V191H46ZM71 192H72V191H71ZM179 192H181V193H183V194L185 195L184 197H186V200H187V197H193V199H195V200H193L192 198H190V199L193 200L194 202H191V200L188 199L189 202H191L192 207H191V205H188V204L186 205V208L184 207V206H185V205H184L185 203H184L183 201L180 200L181 198H184V197H182L181 193L179 194ZM201 192H202V193H201ZM205 192H206V191H205ZM223 192H222V193H223ZM0 193H2V187H0ZM72 193H73V192H72ZM96 193H97V192H96ZM101 193H103V192H101ZM108 193H109V192H108ZM197 193L200 194L199 197H198L199 194L197 195ZM66 194H67V193H66ZM70 194H71V193H70ZM106 194H107V193H106ZM172 194H173V195H172ZM177 194H178V195H177ZM190 194H193V193H190ZM84 195H85V194H84ZM89 195H90V194H89ZM109 195H110V194H109ZM168 195H166V197H167ZM171 195H172V197H171ZM202 195H204V198L202 197ZM91 196H92V195H91ZM175 196H181V197H180V199H179V197H175ZM62 197L65 198L63 195H62ZM69 197H70V196H69ZM200 197L202 198V200H201L200 203H204V205L202 204V206H201V204H200L199 202H197L198 200L200 201V199H199ZM173 198H174V200H173ZM176 198H177V199H176ZM197 198H198V199H197ZM71 199H72V198H71ZM86 199H87V198H86ZM92 199H93V198H92ZM46 200H47V199H46ZM63 200H64V199H63ZM49 201H50V200H49ZM61 201H62V200H61ZM65 201H66V200H65ZM71 201H72V200H71ZM195 201H196V203H195ZM72 202H73V201H72ZM173 202H175V203H173ZM179 202H180V203H179ZM187 202H188V201H187ZM189 202H188V203H189ZM207 202H208V200L206 201V203H207ZM170 203H169V205H170ZM71 204H72V203H71ZM193 204H194V205H193ZM52 205H53V206H52ZM62 205H63V204H62ZM166 205H168L167 202H166ZM169 205H168V206H169ZM182 205H183V206H182ZM196 205H197V206L199 205V206H198L199 209L202 208V210L197 209V207L194 209V206H196ZM64 206H65V205H64ZM67 206H68V205H67ZM181 206H182V207H181ZM200 206H201V207H200ZM190 207H191V208H190ZM203 207H204L205 209H204ZM61 208H62V207H61ZM187 208H189V209H188L189 211L187 210ZM203 209H204V210H203ZM183 210H185V211H183ZM245 211H246V210H245L244 208H240V209H238L237 214L240 215V216H243V215L245 214ZM46 212H47V213H46ZM174 212H175V210H174ZM175 213L181 215V213H178V212H175ZM207 214H208V213H207ZM172 215H173V212H172ZM180 215H179V216H180ZM187 215H188L189 217H188ZM201 215H202V214H201ZM51 216H52V214H51ZM176 216H177V215L175 214V217H176ZM53 217H54V215H53ZM198 217H199V219L201 218L199 215H198ZM198 217H195V218H194L195 221H196V223H197V220H198L197 218H198ZM54 218H55V217H54ZM56 218H57V217H56ZM60 218H61V216H60ZM181 218H182V220L185 219V218L183 217V215H182ZM58 220H59V219H58ZM59 221H61V220H59ZM189 221L191 222V220H189ZM195 221H192V222H195ZM187 222H188V220H187ZM53 224H54V223H53ZM57 224H58V222H57ZM57 224H56V225H57ZM171 224H172V223H171ZM173 224H174V223H173ZM51 225H52V224H51ZM59 225H61V224H59ZM59 225H57V228H58V229H57V228H54V230H52V232H51L50 242L53 243V244H57V243H60V242L63 241V240H62V241L59 240L60 235H61V237H62V235H63V234H59V233H60L59 231H60V230L62 231V228H63L64 226H62L61 228H59V227H58ZM181 225H182V222H181ZM53 226H55V225H53ZM53 226H52V227H53ZM85 227H86V226H84V228H85ZM66 228H67V227H66ZM84 228L82 227L83 230H84ZM52 229H53V228H52ZM55 229H56V230H55ZM64 229H65V227H64ZM85 229H86V233H87V232L89 231V228L86 227ZM58 230H59V231H58ZM83 230H82V231H83ZM64 231H65V233H64L65 235H63V236H65V237H64V239H65V238H67V236L69 235V232H68V229H65ZM84 231H85V230H84ZM61 233H62V232H61ZM93 234H94V233H93ZM57 235H58L59 237H58ZM94 235H95V234H94ZM13 239H15V238H13ZM170 254H171V253H170ZM218 254H219V253H218ZM13 258H14V257H12V255H10L9 257H5V256L0 255V260H4V259H13ZM211 259H213V258H211ZM211 259L209 258L210 261H211ZM214 259L217 260V258H214ZM214 259H213L212 261H214L215 263H217ZM174 260H175V259H174ZM174 260H173V255H169V256L165 257V258L161 261V263H158L159 261H158L157 263H158V264H171V263L174 262ZM181 260H182V259H180V260L178 261V259H177V261H178L179 263H183L185 259L182 260L183 262H182ZM192 260H193V261H192ZM192 260H191V261L194 262V258H193ZM202 260H204V262H205V259H202V258H201V262L204 264V262H203ZM218 260H219V259H218ZM218 260H217V261H218ZM220 260H221V261H224V263L228 264L226 261L229 260V257H228L227 260H225V259L222 260V258H220ZM180 261H181V262H180ZM187 261H188V260H187ZM197 261L200 262V258H199ZM207 261H208V260L206 259V263H207ZM210 261H208V262H210ZM212 261H211V262H212ZM185 262H186V261H185ZM211 262H210V263H211ZM179 263H178V264H179ZM174 264H177V263L175 262ZM183 264H184V263H183ZM186 264H191V263L188 261V262H186ZM212 264H214V263H212ZM217 264H218V263H217Z\"/></svg>", "mask_w": 264, "mask_h": 264}]
</instances>
